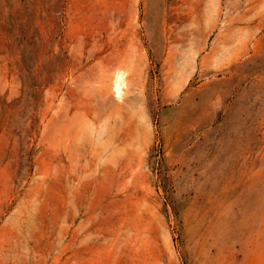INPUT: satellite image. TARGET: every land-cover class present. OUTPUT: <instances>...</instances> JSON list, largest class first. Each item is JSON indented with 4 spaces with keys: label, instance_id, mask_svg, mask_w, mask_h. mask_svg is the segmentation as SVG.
<instances>
[{
    "label": "rangeland",
    "instance_id": "rangeland-1",
    "mask_svg": "<svg viewBox=\"0 0 264 264\" xmlns=\"http://www.w3.org/2000/svg\"><path fill=\"white\" fill-rule=\"evenodd\" d=\"M0 264H264V0H0Z\"/></svg>",
    "mask_w": 264,
    "mask_h": 264
},
{
    "label": "bare ground",
    "instance_id": "bare-ground-1",
    "mask_svg": "<svg viewBox=\"0 0 264 264\" xmlns=\"http://www.w3.org/2000/svg\"><path fill=\"white\" fill-rule=\"evenodd\" d=\"M127 62V61H126ZM125 62V63H126ZM127 66V65H126ZM125 69H126V67H125ZM127 69H128V67H127ZM126 69V70H127ZM129 71V70H128ZM125 73H126V71H118V73H117V75H116V77H115V84H116V90L118 91V93H121L123 90H122V86H124V84H125V80H126V78H125ZM129 73V72H128ZM131 73V72H130ZM114 75H115V73H113ZM128 75V74H127ZM111 77V76H110ZM128 79V78H127ZM128 80H130V79H128ZM127 80V82L129 83V81ZM131 82H132V80H131ZM105 83V82H104ZM128 85V84H127ZM105 86V85H104ZM106 88V87H105ZM125 88H126V86H125ZM126 92V91H125ZM122 93H124V92H122ZM116 95H117V93H116ZM119 95V94H118Z\"/></svg>",
    "mask_w": 264,
    "mask_h": 264
}]
</instances>
